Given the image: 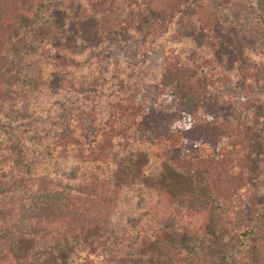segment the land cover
<instances>
[{"label": "trees", "instance_id": "1", "mask_svg": "<svg viewBox=\"0 0 264 264\" xmlns=\"http://www.w3.org/2000/svg\"><path fill=\"white\" fill-rule=\"evenodd\" d=\"M101 1L125 5L134 0H0V119L13 124L28 108L52 97L61 99L64 110L57 124L12 130L9 141L0 136V149L6 147L17 173L7 182L0 177V264H102V257H110V263L141 264L142 248L152 239L160 242L164 233L165 239L176 225L166 227L151 220L141 227L126 223L123 228L117 219L126 200L119 197H127L124 188L137 187L139 192L152 190L150 197L158 195L161 200L170 197L164 188L168 182L181 190L188 188L183 198L173 197L176 213L171 217L189 219L186 230L193 227L197 235L186 254L169 245L159 249L171 258L169 264H191L228 239L239 252V264H264V239L255 247L247 245L261 214L256 213L259 192L252 186L250 162L218 154L222 143L247 149L246 139L255 125L246 117L190 123L194 115L203 114L215 85L210 58L167 57L155 96L146 101L113 97L109 111L88 102L71 115L68 28L76 11L79 14ZM142 1L144 9L161 20L185 6L182 0ZM217 1L219 7L230 9L232 0ZM258 5L264 19V0ZM108 16L115 17H98L106 22L100 31L116 33L119 25L106 21ZM221 17L207 15L200 26L210 30ZM120 132L131 137L129 148L109 154L106 148ZM193 150L199 151L198 158ZM67 157L89 165L84 184L72 185V180L52 172ZM149 161L156 163L155 173L143 171ZM127 177L137 183L124 184ZM239 198H251L244 217L223 212ZM150 212H155L153 217L159 213L157 208ZM77 250L81 253L76 256Z\"/></svg>", "mask_w": 264, "mask_h": 264}, {"label": "rangeland", "instance_id": "2", "mask_svg": "<svg viewBox=\"0 0 264 264\" xmlns=\"http://www.w3.org/2000/svg\"><path fill=\"white\" fill-rule=\"evenodd\" d=\"M259 1L232 0V9H229L219 7L217 0H182L184 8L164 20L144 9L142 0H134L125 5L101 1L85 6L79 14L76 11L75 19L68 28L67 42V75L72 89L67 94V104L71 115H75L80 105L85 106L88 102L90 106L98 105L101 111L103 108L109 111L107 105L113 101V97L146 101L155 96L153 92L162 78L167 57H207L213 61L216 70V77L213 78L215 85L206 98L203 114L194 115L190 123L198 125L213 119L235 121L246 117L255 125V131L250 130V136L246 139L250 143L247 149L222 143L218 151L220 157L240 158L250 162L249 167L253 171L252 186L259 192L256 213L261 212L254 223V235L247 244L250 247H255L264 239V19ZM102 14L115 16L114 19L108 16L106 21L109 19V22L114 20L118 23L119 30L116 33H101L100 26L106 24L105 20L102 23L98 18ZM207 15H219L222 20L210 30L202 29L200 22ZM47 100L48 103L40 101L35 104V109L28 108L19 118L13 119V124L0 119V136L3 140L9 141L12 130L28 129L30 126L44 129L52 123L57 124L64 115L61 99L52 97ZM103 103L106 106L101 108ZM121 134L115 133L117 137L111 141V147L106 148L109 154L116 155L118 151L121 154L128 150V139L131 137L128 132ZM179 140L178 138L177 143ZM9 156L3 146L0 149V177H4L5 182L14 180L17 175L12 171L13 157L9 160ZM198 156L199 151L193 150V157ZM140 164L139 166H143L144 162L141 161ZM155 170L156 163L153 161H149L143 168L149 174L155 173ZM53 171L60 178L72 180V185L84 184L89 177V165L80 164L71 157L58 161ZM122 182L137 183L133 177H127ZM130 188L123 190L127 197L123 194L119 197V200H126L123 213L117 219L120 226L127 223L136 228L151 220L154 223L162 222L166 227L176 225L165 239L164 233L160 242L156 244L152 239L147 247L142 248L144 261L141 264H169L171 258L158 253L163 246L169 245L174 252L186 254L188 248L194 245L197 235L194 234L193 227L186 230L185 225L189 223V219L179 221L173 220L171 216L176 213L174 204L177 199L173 197L179 195L178 199L183 198L188 188L182 187L181 190L168 182L164 188H168L165 192L170 197H162L161 200L157 198L158 195L150 197L152 190L139 192L137 187ZM250 199H236L223 212L234 214L238 219L244 217ZM170 207L172 210H169ZM153 208H157L159 212L155 218V212L149 213ZM144 213L150 215L145 216ZM79 253L81 252L77 250L76 256ZM203 254L191 264H239L241 260L231 239L212 250H205ZM72 258L73 255L69 260ZM110 259L102 257V264H121L117 260L110 263Z\"/></svg>", "mask_w": 264, "mask_h": 264}]
</instances>
